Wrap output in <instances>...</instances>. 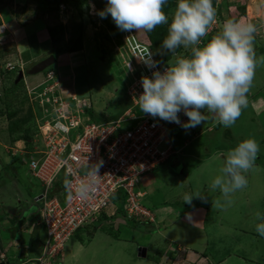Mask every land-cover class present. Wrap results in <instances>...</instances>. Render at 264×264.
Masks as SVG:
<instances>
[{"label":"rangeland","instance_id":"374dc122","mask_svg":"<svg viewBox=\"0 0 264 264\" xmlns=\"http://www.w3.org/2000/svg\"><path fill=\"white\" fill-rule=\"evenodd\" d=\"M99 2L101 6L98 7L89 1L83 6L82 18L73 19L74 10L71 16L70 13L56 15L53 9L44 11L39 6L36 8L31 1L0 0V94L4 88L17 84L20 69H30L33 63L50 55L53 36L47 31V27L54 28L60 24L63 27V43H66L73 32L72 25L81 21V51L70 54V58L69 54L65 56L70 60H65V54H58L55 64L44 72L25 74L21 85L24 89H30L44 82L47 74L56 73L53 81L58 83L57 90L62 100L73 105L75 102L69 99V92L74 90L75 96L71 99L75 98L79 103L85 102L87 109L92 110L97 119L110 122L120 117L123 109L131 106L125 94L131 77L117 56L116 49L124 45L121 41L123 31L117 29L110 15L105 18L98 15L107 3L102 0ZM217 7V23L209 29V34L219 31L225 19L252 23L258 29L254 40L257 54L258 48L264 46V0H218ZM133 31L140 42L149 43L144 32ZM178 54L187 56L188 52L182 47ZM260 56L264 54L257 55ZM69 61L72 62L73 69L78 66L83 69L73 83L68 72ZM127 61L131 62L129 59ZM78 70H74L75 75ZM39 91L40 88L36 89V92ZM34 97V93H28L32 106L37 102ZM21 108L26 110L27 107L22 105ZM39 110L41 114V108ZM37 111L35 119L41 117ZM47 114L48 118L54 116L50 110ZM204 114L208 115L206 110ZM90 122L93 121L90 119ZM7 125L6 116L1 114L0 211L1 203L15 209L2 213V216L10 218L0 220V238L4 237L2 239L8 243L12 241L4 230L15 224L18 218L15 212L18 210L21 214L25 210L21 219L25 220L26 215H32L33 218V213L38 214L41 203L37 200L40 192L34 190L39 183L31 175L28 176L25 167L27 162L22 158L26 145L23 141H12ZM234 126L237 128L233 130L235 136L226 135L225 128L214 120L190 129L181 126L168 129V135L171 141L174 140L177 151L176 157L169 160L168 167L176 169L172 171L164 165V168L155 167L142 175L134 187L135 193L141 194L137 198L140 207L132 208L130 216H125L117 211L120 204L116 202L118 198H115L104 210L105 216L92 223L90 231L81 233L84 242H88L95 232L103 234V237L119 240L107 258L110 262L117 257V264H173L174 260H177V264H264L259 259L247 258V251H250L251 255L258 253L262 258L260 260H264V237L255 231V224L259 222L255 219L256 212L264 215V164L255 166L254 171L245 174L247 187L233 194L232 205L225 209L213 206L212 201L220 193L218 190L211 191L209 187L219 174L221 153L234 148L236 141L255 139L259 151L264 154V64L257 65L247 94V106L231 127ZM33 141L37 142L35 136ZM261 159L264 162V158ZM27 181L33 183L28 182V187L25 185ZM32 186L35 188L30 192ZM196 192L205 195L207 202L193 198L191 205L184 203L185 193ZM141 210L147 213L140 216ZM20 231L22 239H28L29 242L32 237L27 230ZM7 243H0V259L4 260L3 264L8 261L20 263L26 253L23 255V252L21 254L14 249L10 252L12 246H7ZM139 248L148 251L145 257H140ZM189 248L198 250L199 255L196 252L195 256L188 254L191 251ZM58 249L54 247L51 252L48 249L42 250L35 258L39 262L48 263L57 258ZM177 250L182 252L178 253ZM31 260L35 264L34 259ZM99 262L106 264V260L100 259Z\"/></svg>","mask_w":264,"mask_h":264},{"label":"clouds","instance_id":"9594fccd","mask_svg":"<svg viewBox=\"0 0 264 264\" xmlns=\"http://www.w3.org/2000/svg\"><path fill=\"white\" fill-rule=\"evenodd\" d=\"M166 3L167 0H107L105 8L98 13L101 18L110 15L117 29L121 31L152 32L157 26L168 25L161 49L170 53L174 59L163 72L153 71L151 78H140L143 91L134 99L135 102L143 113L176 123L184 129L195 128L208 120L230 128L241 116L242 109L247 106V94L252 86L257 65L264 64V56L257 57L254 47L257 26L225 19L219 31L211 35L208 42L203 43L202 38L207 37L209 29L217 23L213 0H177L170 23L169 17L162 10ZM60 5H63L67 12H60ZM69 13L70 16L73 13L71 7L63 3L58 5L57 14ZM181 47L188 52L187 56L177 54ZM141 60L149 68L156 67L150 52ZM23 74L25 75V72ZM56 76L55 73L54 78ZM39 85L35 86L36 89L42 90L43 86ZM36 89L35 93H38ZM28 90L27 88V92ZM205 110L208 115L204 114ZM180 112L188 117L187 123H181L178 116ZM171 142L175 153L167 161L177 154L174 140ZM26 152H22L23 159ZM258 152L257 141L249 138L239 142L226 153H221L219 174L209 186L211 191L218 190L220 193L212 201L213 206L225 209L232 205L233 194L248 185L245 174L255 170ZM101 164L102 161L87 165V175L93 180L100 176L98 172ZM28 174L31 175L29 170ZM86 191L87 188L83 184L77 189L82 197ZM193 198L207 202V197L200 192L185 193L183 201L191 205ZM255 219L259 221L255 224V231L264 237V215L256 212ZM81 229L84 227L78 229L69 241L76 238V233ZM78 235L81 237L82 234ZM77 240L79 241L78 238ZM66 245L53 264L60 261V255ZM3 262L4 260L0 259V264ZM9 262L4 264H12ZM34 262L37 264V259Z\"/></svg>","mask_w":264,"mask_h":264},{"label":"built area","instance_id":"2783aa9c","mask_svg":"<svg viewBox=\"0 0 264 264\" xmlns=\"http://www.w3.org/2000/svg\"><path fill=\"white\" fill-rule=\"evenodd\" d=\"M59 9L67 12L63 5ZM121 41L124 45L116 47L117 56L131 77L125 90L131 106L117 119L90 122L85 103L75 98L70 99L75 102L73 105L62 100L54 75H46L39 85L43 86L41 92L35 93L36 87L28 90L35 94L42 113L37 119L39 137L24 159L31 176L42 188L37 200L41 203L40 223L46 232L43 250L51 252L58 247L57 257L78 229L96 220L121 195L124 196L123 209L129 217L132 208L140 207L137 198L141 194L134 191L139 178L175 153L168 129L180 125L143 113L134 100L143 91L140 78H151L153 71L163 72L170 62L161 63L149 43L140 42L134 31H123ZM149 52L156 62L154 68L147 67L141 60ZM48 110L53 117L48 118ZM178 116L182 124L187 123L188 117L183 112ZM162 145L165 147L161 148ZM100 161V176L93 180L87 175V165ZM61 174L67 178V183L66 192L59 196L50 187ZM81 184L87 188L83 197L77 192ZM146 213L141 210L139 215ZM56 259L48 263L37 259V264H53Z\"/></svg>","mask_w":264,"mask_h":264},{"label":"trees","instance_id":"16d2710c","mask_svg":"<svg viewBox=\"0 0 264 264\" xmlns=\"http://www.w3.org/2000/svg\"><path fill=\"white\" fill-rule=\"evenodd\" d=\"M19 1H21V2H23V1L24 2H27V1L30 2L31 1L36 5V8H38V6H39L44 11L46 9L47 10L53 9V11H54V13H56V15H57L58 5L60 3H63L67 7H71V9L74 10L75 13L73 14V17H72L73 19H75V18L81 19L82 18L83 6L87 5L89 1H92L98 7L101 6L100 5L101 3L99 2V0H19ZM102 1L107 2V0H102ZM217 1L218 0H213V6L216 9V16L219 13L218 12L219 10L217 7ZM176 3H177V0H167V3L163 6L162 10L169 17V23L171 22V17L173 15L174 9L176 7ZM167 27H168V25H166V24L160 25V26H157L152 32H144L146 37H147V40L150 44L151 50L155 53V55H157V58L159 59V61L161 63H167L173 59V57L171 56L170 53H168L166 50L161 49L162 40L167 35ZM62 28L63 27L60 24L56 25L54 28L53 27H47V31L50 32L51 35L53 36V43L51 44L52 47H51V53H50V55H52L53 57H56L58 54L60 55V54L78 53L82 49V47H81V36H82V28H83L82 22L80 21L78 24L74 23V25H72L73 32L71 33V37L69 38V40L66 43H63ZM210 39H211V34H209L207 37L202 38V42L206 43ZM181 50H182V47L177 50V54ZM262 54H264V46L259 47L257 50V55H262ZM22 83H23V80L19 81L17 84L10 85L9 87H6L3 89V91H1V94H0V115L2 114V115L6 116V119L8 122L7 131L9 133V136L12 137V141H23L24 144L26 145V151L29 152L32 150V148L34 146V141H33L34 136H35V138L39 137L38 136V129H37L38 127L36 124L37 119H35V118H37V115L35 114V111L38 110L37 111L38 115H41V114H40V110H39L40 107L37 104V102L35 103L34 106H32V104L29 103L30 101L28 98L27 89L23 88V85H21ZM22 105H25L27 107L26 110H23V108H21ZM2 106H3V109L1 108ZM126 109L125 108L123 109V113L126 111ZM85 112L93 122H104L103 120H105V119H102V120L97 119L96 114L92 110H90L89 108L87 109V107L85 108ZM178 127H180V126H178ZM236 129L237 128L235 126L230 127L229 129L225 128V130H226L225 134L235 136L234 135L235 132H233V130H236ZM32 133L33 134L35 133L36 135H32ZM14 139H17V140H14ZM238 143H239V141H236L235 146H237ZM261 157L264 158V154H262V152L259 151L258 155H257V159H256L257 162L255 161V166L260 167L261 164H264ZM168 162L169 161H166L164 164H160L159 167H162V168H164L165 166L168 167V165H169ZM25 167L27 168V166H25ZM159 167H157V168H159ZM168 169L173 171L176 168H173L171 166V167H168ZM35 180L39 183V181L37 179H35ZM28 182L33 183L32 181H27L25 183L26 186H28ZM66 183H67V178L63 174H61L57 179H55L52 182L50 190L53 191L56 195L62 196V194H64L66 192V190H65ZM38 185L39 186L37 189L35 188V186H32L30 189L33 190V188H35L34 190L36 192L37 191L41 192L42 188H41L40 183ZM31 190H30V192H31ZM116 202H118L121 205V206L120 205L117 206V211L119 213H123V215H125L126 212L124 211V209H122V205L124 204V196L121 195L120 198L118 197ZM39 206H38V210H39ZM205 209H206V211H208L207 208H205ZM194 211H196V209ZM205 214H206V212H205ZM103 216H105L104 212L101 213V216H99L96 220L86 224L84 229L79 230V231H81L80 233H79V231H78V233H76V238H78L80 242H84L85 240H83L82 237H80L78 234H81L82 232L87 231V230L90 231V229H89L90 225L92 223H94L95 221L99 220L100 218H102ZM36 217L39 221L38 227H40V228L36 227V230L38 229L39 231H44V232L40 233V235L36 233L35 236L33 234V237L30 238V241L28 242V247H27V250L31 251V252L28 251L29 253L33 252L32 248L35 245H37L36 248L39 249L41 247V250H43V245H44L45 239H46V232H45V229H44L42 223H40L39 215ZM16 221H17V223H15L12 227L5 229L4 232L7 233V235L9 236V239L11 241L13 240V241L17 242V244L22 248V245L25 244V241L20 236L19 231L23 225L26 226V229H29L30 223L24 222L23 219L19 220V221L17 219ZM253 253H255V252L253 251ZM203 256H205V255H203ZM257 259H262V258L259 255ZM172 263L177 264V260H174Z\"/></svg>","mask_w":264,"mask_h":264},{"label":"crops","instance_id":"0c3cea01","mask_svg":"<svg viewBox=\"0 0 264 264\" xmlns=\"http://www.w3.org/2000/svg\"><path fill=\"white\" fill-rule=\"evenodd\" d=\"M65 56H66V54L64 55L65 60H70L69 59L70 58V54H69V58L68 59ZM67 66H68V72H69V74L71 76L70 77L71 81L73 83V81L75 80V77L77 76V74H80L83 71V69H81L82 68L81 66H78V67H76V69H73L74 67L72 66V62L71 61H69ZM74 70H78L76 72V75H75V71ZM68 77H69V75H68ZM69 94H70V98L69 99H71L73 96H75L74 90H71L69 92ZM84 101H85V99H84ZM28 176H30V175L28 174ZM149 185L152 186V183H150ZM4 202H5V200H4ZM1 204L2 205H1V211H0V220L4 221L3 218H10V217H5V215L2 216V213L7 212L8 209L10 210V209H13V208L5 205V203H1ZM13 210H15V209H13ZM15 213H16L15 215L18 217L17 219L19 221V220H22L20 217H22V215L25 213V210L23 212H21V214L18 212V210ZM36 216H37L36 213H33V218H32V215H26L24 222L30 223V228L26 229L25 225H23L21 227V231L22 230H25V231L27 230L26 232H28V234H30L31 237H33V234L35 236L36 233L39 234V235H40V233H42V231H39L38 229L37 230L35 229L39 225V221H38ZM31 218H32V220H31ZM15 223H17V221ZM202 224H203V222L201 223V225ZM38 228H40V227H38ZM2 238H4V237L1 236V238H0V240H3V241L0 242L1 245H2V243L3 244L7 243ZM117 241H119V240H114V239H112V238H110L108 236L103 237V234L96 233V232H95L94 236L88 242H80V241L77 240V238H74L71 241H69L68 244L65 246V248H64V250L62 252V255H60V261L57 264H102V263L99 262L100 259L101 260H106V264H117L118 263V261L116 260L117 257H116L115 261H114V259H112V261H110V262L107 261V258L110 257V251H111V249H114V246H115ZM7 246H12L10 248L11 249L10 252H12V250L14 249L18 253L22 254V252H23V255L26 253L25 258L23 260H21V262L18 263V264H31L32 263L31 259L35 260L36 259L35 256H37L42 251L41 247L38 249V248H36L37 245H35L32 248L33 249L32 253L27 252L26 250H27V247H28V239H27V241H25V244L22 245V248L18 247L17 242H15L13 240H12V242H8ZM189 249L191 251L188 252V254H192L194 256H195V252H196V254H198L197 252H199L196 249H191V248H189ZM28 251H30V250H28ZM147 252H146V255H147ZM176 252L181 253L182 250L181 251L177 250ZM247 252H249V253H247V255H248L247 258L252 259V260H258L257 259L258 256H259L258 253L251 255L250 251H247ZM28 254H31V255H28ZM111 258H113V256ZM8 260H11V259H7V261ZM15 261H16V259H14V262ZM259 261H263L264 262V260H260V259H259ZM259 261H258V263H259ZM250 263H253V262H250ZM151 264H153V263H151Z\"/></svg>","mask_w":264,"mask_h":264},{"label":"water","instance_id":"95a60500","mask_svg":"<svg viewBox=\"0 0 264 264\" xmlns=\"http://www.w3.org/2000/svg\"><path fill=\"white\" fill-rule=\"evenodd\" d=\"M55 57H53L52 55H49L46 58H43L42 60L36 62L34 65H32L30 67V69H28L25 74L27 75H36V74H40L43 71H45L46 69H48L51 65L55 64ZM24 78V74L23 71H20L18 73V76L16 78V82L18 83L19 81L23 80ZM138 253H140V257H145L146 255V250L144 248H139L138 249Z\"/></svg>","mask_w":264,"mask_h":264},{"label":"flooded vegetation","instance_id":"af4514ba","mask_svg":"<svg viewBox=\"0 0 264 264\" xmlns=\"http://www.w3.org/2000/svg\"><path fill=\"white\" fill-rule=\"evenodd\" d=\"M28 69H25L23 72H26Z\"/></svg>","mask_w":264,"mask_h":264}]
</instances>
